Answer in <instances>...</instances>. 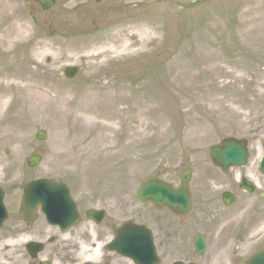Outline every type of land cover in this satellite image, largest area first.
<instances>
[{
    "label": "rangeland",
    "instance_id": "rangeland-1",
    "mask_svg": "<svg viewBox=\"0 0 264 264\" xmlns=\"http://www.w3.org/2000/svg\"><path fill=\"white\" fill-rule=\"evenodd\" d=\"M80 3L72 10V0H57L43 13L29 0H0V81L32 78L49 98L0 145V186L9 196L19 194L13 186L46 178L119 200L128 216L148 220L155 212L139 203L137 191L150 176L173 183L183 159L230 137L247 139L252 159L259 157L264 0ZM67 66L80 68L72 81L62 76ZM11 93L8 107L18 91ZM56 97H89L98 123L114 129L99 137L91 123L74 122L83 105L70 114ZM56 117L64 136L54 129ZM39 130L47 141L36 140ZM35 154L43 163L30 169Z\"/></svg>",
    "mask_w": 264,
    "mask_h": 264
},
{
    "label": "flooded vegetation",
    "instance_id": "flooded-vegetation-1",
    "mask_svg": "<svg viewBox=\"0 0 264 264\" xmlns=\"http://www.w3.org/2000/svg\"><path fill=\"white\" fill-rule=\"evenodd\" d=\"M185 165L193 175L191 211L177 218L168 210L158 212L151 206L155 213L149 220V229L158 262L148 259L147 263L205 264L195 240L202 236L209 246L213 236L211 252L229 256L231 264H245L264 248V240L261 246L257 244V236L264 235V169L251 156L246 167L228 174L205 159H192ZM244 179L247 182L243 185ZM73 197L76 209L66 225H52L41 210L30 225L22 221L21 208H10L12 222L0 232V249L19 254L22 264H136L110 247L125 222L122 203L111 202L108 207L100 202L93 207L92 200L78 194ZM92 210L105 213L90 215ZM31 243L36 244L30 247Z\"/></svg>",
    "mask_w": 264,
    "mask_h": 264
},
{
    "label": "bare ground",
    "instance_id": "bare-ground-1",
    "mask_svg": "<svg viewBox=\"0 0 264 264\" xmlns=\"http://www.w3.org/2000/svg\"><path fill=\"white\" fill-rule=\"evenodd\" d=\"M80 1L82 0H72V10H75L77 8L79 9V7L82 5ZM141 19L145 20V18L143 17ZM146 25L150 26L151 23H148ZM1 37L2 36H0V41H1ZM6 78L4 80L5 82L0 81V85L1 86L5 85L6 88L8 89V91L6 92V88H5L6 93L0 92V145L2 141H5L10 137L9 134L11 130L19 129L26 123L27 119L31 116L34 110L46 109L45 107L43 108L42 106L44 104L45 99L49 101L48 95L45 96V94L36 92L34 80L32 78H27L28 83H26V81L22 79L21 83L24 85H21L20 82H14L15 80H17L16 77L14 76L10 80H6ZM16 89L18 93H15V95L13 96L14 102L12 105L8 107V104H7V99L9 98L8 94L12 95L11 91L16 90ZM94 98L97 99L99 98V96L96 95ZM55 100L56 102L61 101L63 105L67 108L70 114H72V111L78 106V104L83 105L75 109L73 113L75 117L74 122L78 123L79 121H82V122L91 123L92 124L91 130L98 131L99 137L103 135V132L105 130H108V131H110V129L112 130L113 128L112 125H107V124L100 125L98 123L101 121L100 120L101 116L98 119V115L96 113L97 107L89 105L90 104L89 97L82 98L80 101H78V97L70 98V99L66 97L65 98L56 97ZM6 107H8V109L6 110V112H4L3 110ZM97 119L100 121H98ZM53 124L55 125L54 129L59 134H61V136H64L66 127L62 123L61 119L57 118V120L53 122ZM60 141H63V139L61 138ZM122 154L126 158L129 155V149H124ZM125 161L126 159L124 160V163H126ZM7 243H13V242L9 241ZM1 261H2V254L0 253V264H3V262Z\"/></svg>",
    "mask_w": 264,
    "mask_h": 264
},
{
    "label": "water",
    "instance_id": "water-1",
    "mask_svg": "<svg viewBox=\"0 0 264 264\" xmlns=\"http://www.w3.org/2000/svg\"><path fill=\"white\" fill-rule=\"evenodd\" d=\"M38 2H40L44 8V10H49L50 8H52L55 4V0H36ZM77 74L76 70H68L67 71V76L68 78H73L75 75ZM38 139L39 140H45L47 138V135L45 132H40L38 134ZM225 149L223 150V152H225V154H227V157L229 159V161L227 162H231L232 164H240L243 161V154L245 153V149L242 148L243 151H240L238 149H240L242 146L240 144L234 143V142H225ZM231 145V146H230ZM232 148V149H230ZM213 154L216 153V149H214ZM237 152V153H236ZM234 156H230L233 155ZM236 160V161H235ZM41 161V158L36 156L30 159L29 161V165L31 167H36ZM154 181H150V183L146 184L140 191V198L144 201H149V200H154L156 202V204L159 207H162V205L165 203V200L169 201V206L170 208H172L173 210L177 209V207L180 208H185L188 206V196L186 193L181 194V192L179 194L175 193L169 186H167L164 183H157L156 185H154ZM47 185H51L49 187L50 191H43L42 188H44ZM153 186H156V188H152ZM56 187V186H54ZM54 187L52 186V184L50 182L47 181H39V182H35L32 185H30L29 189L26 192V196L24 198V203L26 206L32 205L35 206L37 205L39 202L44 203V198L39 197L38 195L42 194H47V195H53L52 198L57 199V193L55 194L53 191ZM185 187H183L182 190H184ZM50 193V194H49ZM58 194H62L61 191ZM167 196V198H166ZM62 201L66 202L65 198H62ZM0 202H2V194L0 192ZM33 203V204H32ZM2 220H0V225L3 223V221L5 220V218L1 217ZM250 264H264V254H260L258 255L256 258L253 259V261Z\"/></svg>",
    "mask_w": 264,
    "mask_h": 264
}]
</instances>
